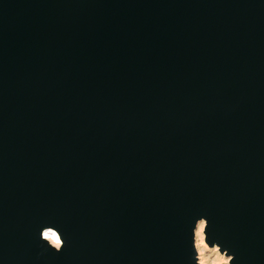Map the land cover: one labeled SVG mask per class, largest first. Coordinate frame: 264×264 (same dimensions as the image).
I'll return each instance as SVG.
<instances>
[{"label":"water","instance_id":"95a60500","mask_svg":"<svg viewBox=\"0 0 264 264\" xmlns=\"http://www.w3.org/2000/svg\"><path fill=\"white\" fill-rule=\"evenodd\" d=\"M200 215L264 264V0H0V264H194Z\"/></svg>","mask_w":264,"mask_h":264},{"label":"clouds","instance_id":"9594fccd","mask_svg":"<svg viewBox=\"0 0 264 264\" xmlns=\"http://www.w3.org/2000/svg\"><path fill=\"white\" fill-rule=\"evenodd\" d=\"M52 223V222H49ZM210 228V219L206 215H200L195 219L194 227L191 229V251L190 261L194 264H238L237 253L226 246L218 237L206 232ZM53 229H56L53 231ZM39 240L46 250L55 251L60 254L67 246L68 241L60 226L42 227Z\"/></svg>","mask_w":264,"mask_h":264}]
</instances>
